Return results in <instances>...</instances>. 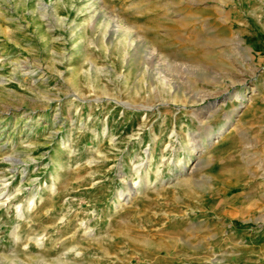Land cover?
<instances>
[{"label": "rangeland", "instance_id": "374dc122", "mask_svg": "<svg viewBox=\"0 0 264 264\" xmlns=\"http://www.w3.org/2000/svg\"><path fill=\"white\" fill-rule=\"evenodd\" d=\"M0 264H264V2L0 0Z\"/></svg>", "mask_w": 264, "mask_h": 264}, {"label": "crops", "instance_id": "0c3cea01", "mask_svg": "<svg viewBox=\"0 0 264 264\" xmlns=\"http://www.w3.org/2000/svg\"><path fill=\"white\" fill-rule=\"evenodd\" d=\"M261 1H263V2H264V0H261Z\"/></svg>", "mask_w": 264, "mask_h": 264}]
</instances>
